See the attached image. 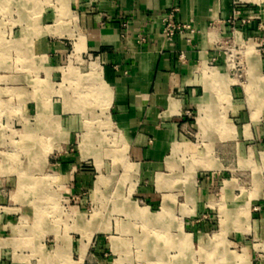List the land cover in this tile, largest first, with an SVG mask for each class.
<instances>
[{"label":"rangeland","instance_id":"rangeland-1","mask_svg":"<svg viewBox=\"0 0 264 264\" xmlns=\"http://www.w3.org/2000/svg\"><path fill=\"white\" fill-rule=\"evenodd\" d=\"M67 1L0 0V264H264V0L210 23L222 79L183 133L208 169L169 189L128 158L80 59L49 68L44 48L80 38Z\"/></svg>","mask_w":264,"mask_h":264},{"label":"crops","instance_id":"crops-1","mask_svg":"<svg viewBox=\"0 0 264 264\" xmlns=\"http://www.w3.org/2000/svg\"><path fill=\"white\" fill-rule=\"evenodd\" d=\"M65 3L76 10L80 38L74 48H44L50 54L49 68L56 78L65 61L69 62L73 56L76 61L80 59L74 62L80 67L76 68L80 74L72 70V76L76 81L91 80L97 85L93 89L99 98L95 97L101 99L121 131L128 158L143 165L145 179L158 172L163 177L160 189H169L175 180L193 178L196 173L206 171V166L204 170L197 169L200 164L192 161V146L183 133L199 132L200 116L208 119L212 114L213 89L222 78L206 67L215 55L213 35L208 29L214 20L227 18L230 0ZM174 8L179 10L177 21L197 31L191 43L184 36L173 42L163 37V17ZM77 43L81 48L76 47ZM70 50L72 54L68 56ZM255 64L258 65L256 61ZM46 94L33 96L40 103ZM63 109L76 110L72 103ZM188 113L197 116L196 123ZM74 129L70 126L66 131ZM95 140L98 141V136L91 142Z\"/></svg>","mask_w":264,"mask_h":264},{"label":"built area","instance_id":"built-area-1","mask_svg":"<svg viewBox=\"0 0 264 264\" xmlns=\"http://www.w3.org/2000/svg\"><path fill=\"white\" fill-rule=\"evenodd\" d=\"M179 12L177 8L169 10L165 13L163 17V37L173 42L178 36L186 37L188 43L192 42V36L197 34V31L194 30L189 24H183L177 21L176 15ZM184 57L181 56V59Z\"/></svg>","mask_w":264,"mask_h":264},{"label":"bare ground","instance_id":"bare-ground-1","mask_svg":"<svg viewBox=\"0 0 264 264\" xmlns=\"http://www.w3.org/2000/svg\"><path fill=\"white\" fill-rule=\"evenodd\" d=\"M65 4V3H64ZM63 4V5H64ZM68 7V6H67ZM64 10V13H67L66 15H68V12H67V10H65V8H63V9H61V11H63ZM204 123H205V117L204 116H200V118L198 119V126L200 127V128H203V125H204ZM152 224V223H151Z\"/></svg>","mask_w":264,"mask_h":264}]
</instances>
